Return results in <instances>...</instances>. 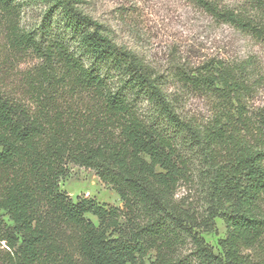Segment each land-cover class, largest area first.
<instances>
[{
	"label": "trees",
	"instance_id": "trees-1",
	"mask_svg": "<svg viewBox=\"0 0 264 264\" xmlns=\"http://www.w3.org/2000/svg\"><path fill=\"white\" fill-rule=\"evenodd\" d=\"M47 1L26 29L18 0H0V264H264V104H251V64L209 60L166 76L82 0ZM192 1L264 46V0ZM185 95L204 97L207 114H185ZM69 164L93 170L122 205L73 199L60 184ZM192 164L200 207L175 197ZM215 218L218 252L199 232Z\"/></svg>",
	"mask_w": 264,
	"mask_h": 264
},
{
	"label": "rangeland",
	"instance_id": "rangeland-1",
	"mask_svg": "<svg viewBox=\"0 0 264 264\" xmlns=\"http://www.w3.org/2000/svg\"><path fill=\"white\" fill-rule=\"evenodd\" d=\"M234 6L243 0H222ZM21 13L19 23L26 29L39 24L48 6L47 0H18ZM80 8L108 30L110 37L120 46L135 52L157 73L168 76L176 66L195 67L209 60L250 63L252 78L256 81L251 104H264V46L251 36L233 26L216 22L192 0H82ZM0 27V38L2 35ZM1 41V40H0ZM17 67L5 72L3 79L15 80V68L21 70L32 62L31 58L18 60ZM169 91L182 93L179 86L170 80ZM183 112L187 115L207 114L208 102L202 96H183ZM192 170L179 181L175 197L185 204L204 206L203 187L197 172ZM61 188L75 199L78 196L94 198L99 203L121 206L115 191L103 183L95 172L78 165L69 164V175L60 181ZM86 216L97 223L91 213ZM204 240L218 252V240L225 235L220 218H215V228L199 231ZM190 244L184 252L190 250ZM153 258V253L149 254Z\"/></svg>",
	"mask_w": 264,
	"mask_h": 264
}]
</instances>
